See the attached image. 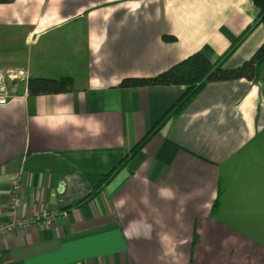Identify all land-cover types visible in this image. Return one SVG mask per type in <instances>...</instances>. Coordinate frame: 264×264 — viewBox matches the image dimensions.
I'll use <instances>...</instances> for the list:
<instances>
[{"label": "crops", "instance_id": "crops-1", "mask_svg": "<svg viewBox=\"0 0 264 264\" xmlns=\"http://www.w3.org/2000/svg\"><path fill=\"white\" fill-rule=\"evenodd\" d=\"M258 15L252 0L0 3V222L19 176L22 215L68 212L0 236V264H264V64L208 82L85 198L185 90L121 81L198 50L240 65L264 41ZM30 77L73 88L32 94Z\"/></svg>", "mask_w": 264, "mask_h": 264}, {"label": "trees", "instance_id": "trees-1", "mask_svg": "<svg viewBox=\"0 0 264 264\" xmlns=\"http://www.w3.org/2000/svg\"><path fill=\"white\" fill-rule=\"evenodd\" d=\"M14 0H0V3H10ZM259 8L258 22L264 25V0H252ZM169 41L176 39L175 35L165 34ZM264 64V41L256 51L242 64L227 67L222 60L213 62L203 51H195L165 70L151 76L125 77L121 87L150 86V85H182L185 87L183 95L165 113L161 120L151 128L132 149L99 181L98 185L85 197H94L110 180L135 157L147 142L174 116L180 113L194 99L198 92L211 81L233 80L239 78L254 79L259 75ZM28 88L32 94L57 93L73 88L71 77H30ZM222 189L214 202L213 211L219 208Z\"/></svg>", "mask_w": 264, "mask_h": 264}, {"label": "built area", "instance_id": "built-area-1", "mask_svg": "<svg viewBox=\"0 0 264 264\" xmlns=\"http://www.w3.org/2000/svg\"><path fill=\"white\" fill-rule=\"evenodd\" d=\"M11 98L7 83L0 79V104H7ZM22 177L19 176L11 182V195L9 209L12 217L0 222V236L6 235L19 229H27L31 226H51L60 215H67V211H55L43 208L38 214L32 216L22 215L20 210L23 206Z\"/></svg>", "mask_w": 264, "mask_h": 264}]
</instances>
